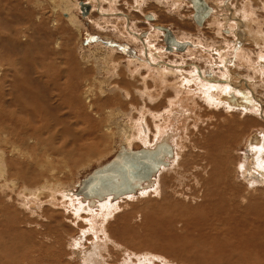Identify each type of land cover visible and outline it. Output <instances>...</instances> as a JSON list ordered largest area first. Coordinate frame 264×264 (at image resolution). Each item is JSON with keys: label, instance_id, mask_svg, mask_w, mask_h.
<instances>
[{"label": "bare ground", "instance_id": "1", "mask_svg": "<svg viewBox=\"0 0 264 264\" xmlns=\"http://www.w3.org/2000/svg\"><path fill=\"white\" fill-rule=\"evenodd\" d=\"M137 1L138 0H136V2ZM158 1L157 3L159 5L160 4L163 5L161 3L162 2L161 0ZM171 1H173L176 7L178 6L179 8L181 7V4H183V2L186 3L188 2L189 5L192 4L195 14L196 10L193 5L194 0H171ZM204 1L211 8V12L209 16L213 17L216 13L214 8L215 6L213 7L210 4L209 2L210 0L209 1L204 0ZM253 1L254 0L246 1L248 2L250 9L252 8L251 2L253 3ZM51 2L57 10H62L63 15L64 14L67 15L68 17L66 18L67 23L73 26V28H75L76 31H79L80 30L79 28L82 27V24L81 21L76 17V14L73 15V11L80 10L81 9L80 5H78L77 2L75 3L72 2V0H51ZM90 2H93V4ZM90 2L88 3L84 2L85 4H88L90 6V9L88 14L82 16L83 18H86L90 14L91 10L97 9L98 11L99 7L102 8L100 4L101 0H90ZM258 3L260 4L259 5L260 8L264 9V1L262 0ZM93 5L95 6L94 8ZM141 6H143L142 2L137 3L138 9H141L142 8ZM243 6H239L236 10L230 9L231 10V11L229 10L230 15L226 16L227 19H225L227 22V26L231 27V29L232 28L234 29L232 33L234 32L235 35L234 37L236 38L237 41L233 42L234 44H232V46L226 41L225 43L229 45L227 47H223L222 52L216 51L215 49H211V48L210 50H206L208 47L206 49L203 47L202 49H204L206 54H210L209 58L211 57V59L213 58L215 60V64L214 63L212 64V66L215 67V69L217 68V65L220 67L223 66L226 68L227 72H229L228 71L229 61L227 59V56H230V50L233 49L235 52L233 53L235 55L232 59L233 62L236 63L238 62V64L240 65L246 64L248 66V63L247 62L244 63L242 59L245 58L246 60H248V62H250L248 68L254 72V77L251 75L250 78H253V80H255L256 74L259 76L264 74L262 73L264 71V33L259 25L260 21L257 19V17L253 16V14L249 12L250 10L248 8L245 11H243L244 10ZM253 6L255 5L253 4ZM3 12L5 11L3 10ZM232 12L234 14H232ZM100 14L105 18L121 16L119 14L110 15L103 13L101 11ZM194 14H193V19H194ZM123 16L124 19L126 18V20L129 23V17L126 15ZM123 16H121L122 18L121 17L120 18L123 19ZM147 19L149 21H153L157 19V16L154 19L153 17L149 16L147 17ZM225 20L223 19L222 21ZM231 20H233L235 24L232 25L231 23L229 24ZM54 23H56L57 25V22L55 20ZM151 24L152 23H149V26L151 27L152 30L154 29V32H152L150 36L147 35V33L140 35L134 30L132 29L130 30L129 28H127L128 31L127 33L133 36L132 39L135 40V42L140 43L142 46V52L139 51L138 52L141 56V57L139 56V60L140 61L143 60L144 61L143 64L142 63L139 64L140 62L138 63V61L136 62L133 60L132 61L130 60L131 62L128 60L126 61L121 56H118L115 50L111 51V49L110 50L102 49L105 46L101 48L99 45L94 48L95 49L94 53L95 51L99 52L100 50L102 51V53L101 54L93 53V56L91 54L88 56L89 57L88 59H91V61H87V63L88 64L92 63L91 65H92L93 73L91 74L92 75L91 77L87 76V78L89 77L90 79H94L93 82L94 81L98 82L100 84L99 87L100 89L97 93H94L93 92L94 89L92 90L93 87L92 88L90 87L82 94L83 99L86 101L85 104L88 106V108H86L85 110L84 107L83 115L79 114L80 117L82 118L84 117L83 119H85L87 124L86 127L82 126L83 128L81 129L75 128L77 126L75 125L74 127L73 126L74 124L72 125L70 121V119L72 118H74L75 120L77 117L76 116L77 113L80 112L77 105V98L74 94V89L70 88L71 87L70 80L64 83V85H69V86H64L62 83H60V81L58 82L54 81L60 75V71L56 64L57 61L50 66H49L50 63L46 62L47 64L44 66L45 70L42 68L40 69L41 71L39 70V68L36 69L37 67L31 68L30 66L31 69H34V72L31 69L29 70V72L31 73V75L38 74L36 78L40 80L39 82H31L30 81L31 79L27 78L25 79L24 82L25 84H23V82H21L20 80V77H17L18 76L17 74L13 76L15 77L13 78L14 81L8 78L9 76L7 75V73H5L6 75L2 74L3 76H1L0 78V87L2 88V91L0 92V143L3 142L4 144L10 145L11 148L13 149H11L8 157L5 156L2 150H0V192L4 193L5 191L8 190H9L8 192L12 194H14L15 191L17 193L19 192L18 200L19 198H23L26 202L24 203L26 204L27 208L25 207L26 209L24 211H26L30 215H39L41 218H44V219L40 218L42 223L39 222L37 223L40 227L37 228L38 227L37 226L35 228L36 230H38L36 231L37 232L36 235L34 233L33 236L32 234H30V237L28 236L29 241L33 239V243L30 245L28 244L29 245L28 250L26 251V255L24 259L25 263L23 262V257H22L19 260H22L21 262L23 263H21L20 261L19 263H17L16 261L15 264H34L35 261L34 262L30 261L31 257L37 262L38 261L41 262L42 259L43 261H48L50 260L48 254H51L56 262L67 261L65 260L66 257L70 260H73V262L76 261V264H127V261L129 264H158V263L159 264H206L207 263L206 260H211L212 261V263L210 261L211 264H264V210L262 211L254 210L257 209L258 206L260 207V204H264V189H263L264 106L261 103L259 97L257 96V93H255L254 90L250 87L249 84H251L252 81H250L248 75L246 76L248 80L246 81L243 80L241 82V86H238L230 81L216 82L213 79L212 80L206 79L204 77V75L206 76V74L203 72V69L198 67L199 65L196 64H190V66L183 67L171 63L168 64L167 62L163 63L164 57L169 58L171 56H175L182 59L187 55L193 54L194 51L192 49L196 45L193 46V43L191 44L186 41H181L186 39L184 36H182V37H178L177 41H179L180 43H186V47L183 50H178L176 49L175 46H173L171 50H168L166 47L165 50L164 44H162L160 51L155 46V42L159 40V37L164 35L165 31L159 28V26L157 27L154 26L153 24L151 26ZM218 25H222V24L220 23ZM171 32L173 33V31ZM218 32L222 33V29L219 28ZM123 34L125 35L124 32ZM248 38L252 40V43L255 46L257 47L259 46L263 50L262 55H260V60L257 59L258 60L257 63L255 62L256 61L255 59H254L255 61H253V58L250 60L248 59L247 57L248 55H245L244 48L242 47L244 46L246 41H249ZM58 45L60 44L58 43ZM212 50H214L217 53V57L213 56L214 54H212ZM177 51L184 54L182 55L177 54L176 53ZM61 56L62 55L60 54V58ZM5 59L8 60V58ZM7 63L0 64V75L1 73H3L2 72L3 69L10 71L9 69L12 68V67L9 68L10 64L8 65ZM165 66L167 68H165ZM191 66L192 68L194 66L195 69L190 70ZM188 67L190 69H188ZM220 67L218 68L219 70H224L223 67L221 68ZM15 71L18 70H14V72ZM39 74L41 76H39ZM80 74H83L81 76L84 77L85 74L87 73H80ZM113 80H115L116 82L113 83L112 82ZM124 83H126V87L122 86V84ZM218 84H223L225 85V87H221ZM33 85H36L37 88L40 85H42L43 87L42 101L36 98V88ZM243 88H245L246 90H244ZM220 89H225V90L224 92L221 91L220 94L219 93L217 94L216 92H219ZM233 90L235 92H232ZM16 91H18L19 93L21 92L23 93L25 91L24 94L25 99L18 97L19 95L16 96L18 93ZM56 91L57 94L61 92L62 95L57 96ZM165 91H168V94L170 93L171 96L165 93ZM14 92L16 93V95ZM233 93L236 97V99H234V102L231 97ZM5 95H9L10 98L9 97L5 98ZM99 99L100 100L103 99V101H100L102 102V104L104 102L103 107H101V109L102 111L103 109H106V113H107L106 116L107 118L104 119L105 123L103 124L99 123L102 126L105 124L104 127H102L105 130V134H101L100 130L102 129H99L98 133L96 132V127L98 126L95 123L96 118L94 115H93L94 117L91 116L92 117L91 118L90 116H88L89 112H87V109L88 110L93 109V102ZM111 100H115V102L121 101L120 103L119 102L118 103L121 104L122 106L120 107L117 106V108L122 109V107H124L125 105H129L130 107L129 110L130 111L132 110V113L128 112L129 114H126L124 111H122L123 109L121 111L120 110L118 111V109L114 107L115 102L114 104H111ZM137 101H143L146 104L144 105L141 102V105L138 106ZM14 102L17 103L16 105L17 108L15 106L16 108L15 110H13L12 108H11L12 110H10V108L8 107H10V105ZM203 103L206 105L205 107H203L204 106ZM196 109H198L199 114L203 110V116L201 115L202 116L201 118L203 119L204 118L214 119L215 117L219 116V114L212 116V114H209L207 112L209 110L216 111L217 113L218 111L223 110L229 116L232 117L241 116L243 118H241V121L240 119L228 120L227 118V120L224 121L225 125L218 124V125H213L211 127L208 125L210 127V128L208 127L210 131L209 132H206V130L202 131L205 133V135H203V133L200 131L199 133H197L198 134L197 147L198 150L200 151L199 160L196 161L197 163L194 162L193 164L192 163L190 164L189 161V163L186 162V164L188 163L189 165L188 167L192 165L191 169L192 168L197 169L198 172L195 173L196 175L195 179H199L198 181L201 185V189H200L201 195L203 194L209 197V202L208 204H206V207L209 210L207 211V213L203 211V213L205 214L203 218L200 216V218L198 219L196 218L197 220L192 222L187 217V214L191 215L190 211L183 217H179V218L176 217V219H178L176 220V222H179L178 223L179 226L180 223L182 225L178 228L182 233L181 235L182 240L183 239L186 240L187 239L186 237L192 235L194 241L187 242V244L185 245L183 244L182 249H179V251H175V250L170 251L171 256H168L169 252L167 250L165 251L163 247H161L159 244L156 243L155 240H154L155 242L153 243V241L150 240V238H143L141 234L138 235L137 237H142L143 241L140 240L141 238H137L136 235L134 238H132V236L130 237V235H128V232L129 229L133 227L130 226V224L128 223H127L128 225H126L125 223L126 225L125 227L121 225L124 228L119 235L121 234L122 235L120 238L117 237L116 232L110 231L109 225L112 219L117 218L119 211L120 212L122 211L121 209H123V205L125 206V204L136 201L137 199H145L151 197L155 198L154 195L156 193L159 194L160 188L161 189L162 187L165 188L164 186H162L163 185L162 183L166 179V175L163 176L164 174H166L165 172L171 169L176 170L178 169V167H180L179 163L183 153L182 151L183 149L180 147V142L182 143L180 138H182V135L184 133V127L188 124V122L190 120H192V122L197 120L193 116L195 114ZM98 112L99 110L97 111V113ZM253 113H255L254 114L255 116L257 115L260 117L252 118L255 117ZM97 117L100 119L102 118L100 114H97ZM226 117L228 116L226 115ZM247 117L251 118V119L249 118L250 120H248L251 123L250 126L249 124H247V119H248ZM100 119L98 120V122L102 120ZM210 119L207 120L210 121ZM74 120L72 121V123H74ZM212 122H207V123H212ZM259 122L262 123L261 127L263 129L256 128L257 124L255 123H259ZM101 125L99 127H101ZM247 125L249 130H252L254 128L257 130L256 133L251 132L247 137L245 138L243 137L241 144V141L237 140L238 138L237 136L235 139V132L237 134V131L239 130L238 127L241 128L243 127L245 129ZM87 127L88 129H86ZM241 130L243 131V129H240L238 133ZM73 133H76L77 137L79 135L81 139L84 137L92 136L91 140H89L83 147L84 149L87 150V152L88 150L89 152L90 151L93 152L94 149L97 151L96 147L99 141L96 142L95 140H97L96 137L100 136L98 140H101L102 143L106 139L109 141H111L114 138H116V140L119 139L117 141L119 145V149L116 151V154L122 148H125L126 150H139L141 148L155 149L159 144L167 143L168 145H171L173 149V156L167 160L168 164L166 166H163L158 171V173L151 178V180L141 183L140 188H138L133 193L126 194L117 198L114 196H106L102 199H98V198L85 199L84 197L80 196L77 193L79 186L81 185V181L83 180V177L82 179L79 180V183L77 184V188H75L76 185L74 186L73 184L65 185V183L63 184L61 183V180H59V176H61L60 175L61 172L59 173V171L56 168H52L51 162L49 160L52 157L51 159L52 161L55 156H59V155L65 157V159L68 156L72 157L75 150L74 149L75 144H77V142H75L76 141L75 138L73 137ZM244 134H242V136ZM240 135L241 132L238 136ZM234 140H237L236 144H234ZM238 142H240L238 145L239 147L245 144L246 155L244 154L242 158L243 161L242 159L238 160L237 157H235V155L236 156L238 155L237 152L238 148L237 150L235 149V146L238 144ZM233 144H234V148L232 146ZM28 145L39 147L42 154L46 152V149H48L47 147L54 148V150L48 149L47 151L51 153L54 157L51 155H46L47 158L46 157L45 158L48 161H46L44 164H41V166H39V168H44V167L47 169L52 168L48 170L49 178L43 181L41 179V183L38 182L40 184L37 183L38 185L34 184V186H31L30 183H27L29 185H25V182H23L25 181V179H32L33 181H38L41 177V174H39L38 173L39 171L37 170L38 167L37 168L34 167L33 164H31L28 160L31 159L30 154L27 151H25V155L28 156V158L24 159L25 161H23L25 165L22 164V162L21 164L19 162V160L24 157L22 154L23 152H21L18 148L19 147L22 148L23 146H25L24 149H28L29 148ZM69 145L72 146L71 147L72 150L69 149L70 148ZM32 148H30V150ZM66 148H68L69 150L65 151ZM83 148L81 149L84 150ZM40 150L37 149V152ZM77 154L75 158L78 157L79 154L78 155ZM250 155H252V157L255 156V158L254 160H252V162L246 163L248 161L247 158L249 159ZM91 156L93 157V154ZM42 159L44 160L43 157ZM195 159L197 158L195 157ZM57 161L58 163L61 162L59 160ZM184 161L187 160L184 159ZM35 163L37 164V162ZM104 164H101L98 167H101ZM22 165L25 166V169L22 168L23 167ZM68 165H70V163H68ZM56 166L59 167L58 165ZM231 166L233 167L232 171H231ZM8 169L10 171L9 174L11 177H9L7 173ZM68 169L69 171H71L70 168ZM238 173H241V176L245 179V181L244 180L239 182L237 181L239 189L236 186ZM87 176L88 175H86L84 178H86ZM18 181H22L25 187L19 189L17 187V185H19ZM33 181L32 183H34ZM240 182L245 183V185H243V183L241 184ZM211 185L213 188L211 187ZM256 185L260 186V188L259 187L257 188ZM201 195L199 196V199H201L200 198ZM12 196L15 197L14 195ZM3 197L5 196L3 195ZM201 201L204 202L203 199H201ZM198 202L199 200L197 201V203ZM196 204H194V207H196ZM44 205L49 206L50 207L49 209L52 210L51 211L48 210L47 212V210H45L47 207H44ZM167 205H169V203ZM11 206L6 204L2 209H0V225L2 227V231H3L2 233H4V235L8 234L9 231L12 230L18 231L19 228L21 229V223H14V222L11 223V220L13 219L12 217L15 214L16 217L19 218L17 211L21 213L19 211L20 209L16 210V208H18L16 206L15 210H13L11 209ZM167 207L165 208L168 210L172 206L170 207L169 205V208ZM173 207H172L173 212H177L174 211L175 208ZM149 211H150L149 209L147 208L145 209V213H144L145 218H147L148 213H151ZM182 211L183 209H181V212ZM46 213L47 214L53 213L49 215L54 219V221L62 219L63 221L62 226L59 227V223H57L58 225L55 226L54 228L50 223L51 221L47 219ZM196 213L197 212L195 211V214ZM151 214L155 215L153 213ZM173 218H171V220ZM117 219L120 220V218ZM171 220L170 222H172L174 219L172 221ZM120 222L119 224H121ZM144 225L145 223L142 224V226ZM144 227H141V229H145ZM147 228L149 227H146V230ZM174 228L172 229L174 230ZM148 231L149 230H147V232ZM147 234L146 236L150 235ZM87 236H89L90 239ZM137 239H139L138 243L136 242ZM23 243L24 242L22 241L21 244L22 249H24V246L25 247L27 246L26 244L23 245ZM11 245H12L11 243H8L4 245L3 248L1 249L2 255H0V257L2 256L4 259L0 258V264L14 263V261H9V260H13L14 256L12 257V259L10 258L8 259V257L5 255L9 251ZM136 246H139L140 248L136 250L135 249ZM215 246L218 247V249ZM168 249L170 250V248ZM10 252H13V250ZM219 259L222 261V263L218 262Z\"/></svg>", "mask_w": 264, "mask_h": 264}, {"label": "rangeland", "instance_id": "2", "mask_svg": "<svg viewBox=\"0 0 264 264\" xmlns=\"http://www.w3.org/2000/svg\"><path fill=\"white\" fill-rule=\"evenodd\" d=\"M109 1L110 0H104V1L101 0L100 4H101L102 8L99 7L98 11H97V9L91 10L92 12L90 11V14L86 18L82 17L81 9L76 10V11L74 10L73 15L76 14V17L81 21V24H82V27L80 26L81 28H79L80 30L76 31L75 28H73V26H71L70 24L67 23V20H66V18H68L67 15L66 14L63 15L62 10H57L54 7V5L52 4L51 0H0V8H1L0 9V56H1L0 57V64H6L8 62L7 64L8 65L10 64L9 68L12 67L11 69H9L10 71L3 69V71H2L3 73H1L0 78H1V76L6 75L5 73H7V75L9 76L8 78L10 80L14 81L13 78H15V77H13V76L15 74H17L18 75L17 77H20V80H21V82H23V84H25L24 82H25V79H27V78H30L31 82H39L40 80L36 78V76H38V74H36V75L32 74L31 75L29 70L32 67H34V68L37 67L36 69L39 68V70L43 68L45 70L44 66L47 63H50L49 64V66H50L57 61L56 64H57V67L60 71V75L54 81L55 82L60 81V83H62L64 85L65 82L70 80V82H71L70 88L74 89V94L77 98V105H78V108L80 110V112H78L76 115L79 118L76 117L75 120H74V118H72V119H70V121H71L72 125L74 124L73 125L74 127H75V125L77 126L75 128L81 129L83 127H86L87 124H86L85 119H83L84 117L82 118V117H80V115H83V108L84 107H85V110H86V108H88V106L85 104L86 101L83 99L82 94L84 91H86L90 87L91 88L93 87L92 90L94 89V91H93L94 93H97L100 89L99 88L100 84L96 81L93 82L94 79L89 78L92 76L91 74L93 73V71H92V65H91L92 63H90V62H89L90 64L87 63V61H91V59H88L89 58L88 56L90 54L93 56V53L95 50L94 48L99 45L101 48L105 46L102 49H106V50L111 49V51L115 50L117 52V55L121 56L126 61L127 60L128 61L133 60L136 62L138 61V63L140 62L139 64H141V63L143 64L144 61L143 60L140 61L139 57L133 58L132 56H127L126 54L121 52L122 50H119L118 48L120 47V45L124 46L123 44L127 43L129 45V47L131 46V48H133L135 50L136 53L133 52V54L134 55L137 54V56H140L139 52H142V46L140 43H137V42H135V40L132 39L133 36H131L130 34L127 33L128 32L127 28H129L130 30L131 29L134 30L135 32H137L140 35H143V33L146 32L147 35L150 36V34L152 32H154V29L153 30L151 29V27L149 26V23H152L154 26H157V27L163 26V27L169 28L171 31H173V34H174L176 40H178V37L184 36L186 39L181 40V41H186V42L189 41V42H191V44L193 43V46L196 45L192 49L194 51L193 54H191L192 56L187 55L186 57H184L182 59L175 57V56H171L169 58L164 57L163 63L167 62L168 64L171 63L174 65L183 66V67L190 66V64H196V65H199L198 67L203 69V72L207 76V77H205L206 79H211V80L213 79L216 82H218V81L229 82L230 81L233 84L238 85V86H241V82L243 80L244 81L248 80V78L246 77L247 75L249 78L251 75L254 77V72L248 68L250 65V62H248V60H246L245 58L242 59V61H244V63L247 62L248 66L246 64L240 65L237 62L236 65H234V68L232 69V64H233L232 59L233 58H230V57L235 56L233 54V53H235L234 50L231 52V50H232L231 49L230 50V56H227V59L229 61V63H228V69H229L228 71L229 72H227L226 68L223 66H221V67H223L224 70H219L218 68L220 66H218V65H217V68L215 69V67L212 66L213 63L215 64V60L213 58H212L213 59L212 60L211 57L209 58L210 54H206L204 49H202V48L204 47L206 49L208 47L206 50H210V48H211V49H215L216 51L222 52L223 47H227L229 44L232 46V44H234L233 42L237 41L236 38L234 37L235 36L234 32L232 33V31H234V29L233 28L231 29V27L227 26V22L225 19H227L226 16L230 15V13H229L231 11L230 9L236 10L239 6H243V5H244L243 6L244 10L242 8L243 11H245L248 8L250 10L249 12L253 13V16L257 17V19L260 21L259 25L262 28L263 33H264V9L260 8V6H259L260 4L258 3L262 0H260V1L254 0L253 3L251 2V6H252L251 9L248 5V2H246L247 0H226V1L225 0H210V1L208 0L213 7L215 6L214 8H215L216 13L213 16L214 18L209 16L207 18V20L203 23L202 26H198L195 23V21L193 19L194 10H193L192 4L189 5L188 2L187 3L183 2V4H181V7L179 8L178 6L176 7L175 3L171 0H161L162 1L161 3L163 5H161V4L159 5L157 3L158 0H142V1L138 0L137 2H136V0H111L110 1L111 3ZM168 1H169V3H168ZM72 2H74V3L77 2L78 5H80V3H81L79 0H72ZM83 2L88 3V2H90V0H83ZM106 2H108V3H106ZM139 2L143 3V6H141L142 7L141 9H138V7H137V3H139ZM243 2H245L246 5ZM90 3L93 4V2H90ZM112 4H114V5H112ZM237 4H239V5H237ZM253 4L255 6H253ZM94 7L95 6L93 5V8ZM252 9L254 12L252 11ZM3 10L5 12H3ZM100 11L103 13H106V14H110V15L111 14H119L121 16L126 15L129 17V23L126 20V18L124 19V16H123V19H121L122 18L121 16L106 17L105 18V17L101 16ZM6 12H7V14H6ZM235 12H237V11H235ZM232 14H234V13L232 12ZM149 16L153 17V19L156 18V16H157V19L153 20V21H149L147 19V17H149ZM208 19H210V20H208ZM213 19H215V20H213ZM223 19L225 21H222ZM54 20L57 22V25H56V23H54ZM122 20H124V21H122ZM222 22H224V23H222ZM217 23L218 24L221 23L222 25H218ZM230 23H231V25L235 24V22H233V20H231L229 22V24ZM128 24L130 25V27ZM152 24H151V26H152ZM149 27H150V30H149ZM228 27H229V29H228ZM219 28L222 29V33L218 32ZM159 31H161V30H159ZM123 32L125 33V35L123 34ZM230 33H232V34H230ZM182 34H185V35H182ZM219 34H221V35H219ZM128 36H130V37H128ZM149 36H148V38H149ZM248 40L249 41H246L244 46H242L244 48L245 55H248L247 57L249 60L253 58V61L256 60L255 62L257 63V61H258L257 59L260 60V55H262L263 50L259 46L258 47L255 46L252 43L251 39L248 38ZM104 41L107 43H110V42L115 43V45H113V46L106 45L104 43ZM152 41H153V39H152ZM226 41L229 44L225 43ZM58 43L60 45H58ZM112 43H110V44H112ZM243 43H244V41H243ZM162 44H164V48L166 50L167 45L165 42V32H164V35L159 37V40L157 42H155V46L161 51ZM126 47L124 46L123 48H126ZM212 47H214V48H212ZM48 52H49V55H48ZM58 52L62 55L61 56L62 59L60 58V54ZM244 52H243V54H244ZM95 53L101 54L102 51L101 50L99 52L95 51ZM176 53L180 54V55L184 54V53H181L178 51ZM215 53L216 52L214 50H212V54H214L213 56L217 57V53H216V55H215ZM3 54H5V55H3ZM2 56H4V57H2ZM1 58H3V59H1ZM5 58H8V60ZM211 60H212V62H211ZM2 61H3V63H2ZM66 61H67V63H66ZM31 63H33V64H31ZM14 64H15V66H14ZM252 64H254V63H252ZM35 65H38V66H35ZM30 66H31V68H30ZM25 68H26V71H25ZM165 68H167V67L165 66ZM190 68L188 67V69H190V70L195 69L194 66H193V68H192V66ZM14 70H18V71L14 72ZM31 70L34 72V69H31ZM169 72H170V70H169ZM80 73H87V74H85V76L83 77V76H81L83 74H80ZM255 73H256V71H255ZM262 73H264V71ZM39 76H41V75L39 74ZM87 76H89V77L87 78ZM213 76H215V77H213ZM229 76H231V77H229ZM256 76H255V80H253V78H250V81H252V82L249 85L254 90V92L257 93V96L259 97V99L261 100V103L264 106V74L260 75V76L256 74ZM23 78H24V80H23ZM257 81H258V83H257ZM112 82L115 83L116 81L113 80ZM8 83H10V82H8ZM218 85L221 87H225V85H223V84H218ZM33 86L36 88V98H38L40 101H42V93H43L42 85H40L38 88L36 85H33ZM64 86H69V85H64ZM122 86L126 87V83L122 84ZM243 89L246 90L245 88H243ZM224 90L225 89H220V91L218 90L219 92H216V93L220 94L221 91L224 92ZM1 91H2V88L0 87V92ZM16 92H18V91H16ZM232 92H235V91L233 90ZM18 93H17V95L15 93V95L16 96L19 95L18 97L25 99V97H24L25 91L23 93L22 92L19 94ZM165 93L168 94V91H165ZM56 94H57V91H56ZM61 95H62L61 92L57 94V96H61ZM168 95L171 96L170 93ZM6 97L8 98L9 95H5V98ZM16 100H17V97H16ZM96 101H95L96 103L93 102V109H94V110L92 109L93 111L87 109V112H89L88 116H90V117L95 116L96 120H95V118H94V120H95V123L98 125L96 127V132L98 133V130L102 129L103 132H102V130H100L101 134H105V130L102 128V127H104L105 124L103 126L101 124L105 123L104 119L107 118L106 117L107 116L106 109H103V111L105 110L104 112L101 109V107H103L104 102L102 104V102H100V101H103V99H101V100L99 99ZM114 102H115V100H111V104H114ZM118 102L120 103L121 101H118ZM118 102H115L114 107L117 108V106L118 107L122 106ZM141 102L144 105L146 104L143 101H137V105L140 106ZM16 105H17V103L14 102L8 108H10V110H12V109L15 110L17 108ZM94 105H95V107H94ZM15 106H16V108H15ZM205 106L206 105L204 104L203 107H205ZM112 107H110V108H112ZM233 108H235V107H233ZM117 109H118V111L119 110L121 111L123 109L122 111H124L126 114L132 113V110L131 111L129 110L130 109L129 105H125L124 107H122V109L121 108H117ZM198 109H199V107H198ZM198 109L195 110V114L197 116L195 114L193 115L194 118H196L197 120H195L193 122H192V120H190L189 122H191V123L188 122V124L184 127V133L186 136L183 133V135H182L183 139L180 138L182 143H184V144H182L180 142V147L183 149L182 150L183 153L186 152L185 154L182 153V157H181V160L179 163L180 167L177 166L178 169L168 170L167 171L168 173L165 172L166 174L163 175V176L166 175V179L164 180L165 183L164 182L162 183L163 184L162 186H164L165 188H163L161 186L162 189L160 188L159 194L156 193L158 197L156 196V194L154 195L155 198H157V199H155L154 197L145 198V199H137L136 201L125 204V206L123 205V209H121L122 211L121 212L119 211V214L117 215V218H120V220L117 218L112 219L111 223L109 225L110 231L116 232L117 237L120 238L122 234L121 235H119V234L123 231V228L126 225L130 224V226L133 227V228L129 229V232H128V235H130V237L132 236V238H134L135 235L137 237L138 235L141 234V236L143 238H150V240H152L153 243L156 241V243L159 244L161 247H163V249L165 251L167 250L169 252L168 256H171L170 251H172V250L179 251V249H182L183 244L185 245V244H187V242L194 241L193 240L194 238L192 235L186 237L187 238L186 240L185 239L182 240V236H181L182 233L178 229L182 225L180 223V226H179V224H178L179 222H176V220H178V219H176V217L177 218L183 217L184 215H186L190 211L191 215L187 214V217L192 222V221H195L198 218H200V216L203 218L205 216L203 211L207 213V211L209 210L206 207V204H208V202H209V197L207 195H203V194L201 195V193H200L201 192L200 191L201 185L198 181L199 179H195L196 178L195 173H197L198 171H197V169H194V168H192L193 169L192 170L191 169L192 165H190V167H188L189 161H190V164L191 163L193 164L194 162L199 160L200 151L198 150V147H197V141H198V134L197 133H199V131L202 132L204 130H206V132H209L210 131L209 128L213 125H218V124L219 125H221V124L225 125L224 121L227 120V118H228V120L229 119L230 120L240 119V121H241V118H243L241 116H236V117L229 116L223 110L218 111V113L216 111H210L209 110L207 112L209 114H212V116L216 115V114H219V116L215 117L214 119L207 118L208 120L210 119V121H208L206 118H204V119L201 118L203 116V110L199 114ZM98 110L100 113L99 112L97 113ZM61 112H63V111H61ZM105 113H106V115H105ZM97 114H100L102 116V118H101L102 120L97 117ZM254 114L255 113H253V115ZM135 115H137V114H135ZM226 115L228 117H226ZM258 117H260V116L256 115L255 117H252V118H258ZM247 118H248L247 124H249V126H250L251 123L248 120H250L251 118L250 117H247ZM99 119L101 121L98 122ZM73 120H74V123H72ZM207 122H212L213 124L207 123ZM99 123H101V124H99ZM255 124H257L256 125L257 129L258 128L259 129L264 128V127L263 128L261 127L262 123H260V122L255 123ZM100 125H101V127H99ZM224 128H226V127H224ZM246 128L244 129L243 127L242 128L238 127L239 130L243 129V131L242 130L240 131L241 132L240 136H238L240 134V132L238 133L239 130L237 131L238 135L235 132V139L237 136L238 137L237 140L241 141V144H242V138L243 137L244 138L247 137L249 135V133H251V132L256 133V130H257L255 128L252 130H249L248 125ZM86 129H88V127ZM244 130H245V132H244ZM191 133H193V134H191ZM202 133H203V135H205L204 132H202ZM242 134H244V135L242 136ZM73 137L75 138V140H76L75 142H77V144H75V147H74L75 150H74L72 157H70V156L66 157V159H68V160H66L65 157H62L60 155L54 157L51 153L47 152L48 149L54 150L53 147H47L48 148V149H46L47 153L44 152L43 154H42L40 148L37 146L28 145L29 146L28 149H24L25 146H23L22 148L19 147L18 149L21 152H23L22 154L24 157V158L19 160L20 164L22 162V164L25 165V163L23 161H25L24 159L28 158V156L25 155V151H27L31 156V159H28L29 162L31 164H33L34 167H36V168L38 167L37 168V170L39 171L38 173L41 174V177L38 181H33L32 179H25V181H23V182H25V185H29L27 183H30L31 186H34V184L35 185L40 184L41 179L43 181V180H47V178H49L48 170H50L52 168H56L59 171V173L61 172L60 173L61 176H59V180H61V183H63V184L65 183V185L73 184L74 186L76 185L75 188H77V184L79 183V180L82 179V177L84 178L86 175H89V173H91L99 165L107 163L108 161H110L116 155V151L119 149V145L117 142L119 139L116 140V138H114L111 141L106 139L105 141L103 140L104 142L102 143L101 140H98L100 137V136H98V137H96L97 140H95L96 142L99 141V143H100V144L97 143V147H96L97 151L94 149L93 152L92 151L89 152V150L87 152V150L84 149L83 147L85 146V144L89 140H91L92 136L84 137L81 139V137L79 135L77 137L76 133H73ZM185 137H187V138H185ZM237 140H234V144L237 143ZM214 143H215V141H214ZM239 143L240 142H238V144L235 146L236 150L238 148V150H237L238 155L237 156L235 155V157H237L238 160L242 159L244 154L246 155L245 144H243V146L239 147L238 146ZM1 144L3 145L4 143L3 142L0 143V146L2 147V148L0 147V150H2V152L5 154V156L8 157L11 149H13V148H11V146L7 145V144H4L5 146L4 145L2 146ZM234 144L232 145L233 148H234ZM69 146H68V148H69ZM79 146H80V148H79ZM71 147L72 146H70L69 149H71ZM30 148H32L33 150L32 149L30 150ZM68 148H66L65 151L69 150ZM81 148H83L84 150H82ZM37 149L40 151L37 152ZM32 151H34V152H32ZM78 151H79V153H78ZM76 154L78 155L79 158L78 157L75 158ZM92 154H93V157L91 156ZM46 155H51L55 158V159L53 158L52 161H51L52 157H51V159H49L51 162L52 168H50V169L49 168L47 169L45 167L39 168V166H41V164H44L46 161H48V160H46V158H47ZM35 156H36V158H35ZM42 157L44 158V160L42 159ZM195 157L197 159H195ZM33 158H34V161H33ZM254 158H255V156L252 157V155H250V158L249 159L247 158L248 161L246 163L252 162V160H254ZM184 159L187 161H184ZM191 159H192V161H191ZM57 160H59L61 162L58 163ZM69 161H71V162H69ZM242 161H243V159H242ZM35 162H37V164ZM186 162H188V163L186 164ZM9 163H10V161H9ZM38 163H40V164H38ZM68 163H70V165H68ZM62 164L64 167L62 166ZM56 165H58L59 167H57ZM8 168H9V166H8ZM22 168L25 169V166H23ZM68 168H70L71 171H69ZM232 168L233 167L231 166V171L233 170ZM7 171H8L7 173L9 175V177H11L9 174L10 173L9 169ZM187 171H189V172H187ZM43 173H45V174H43ZM13 174H14V172H13ZM202 174H203V172H202ZM238 174H237L236 186L239 189L238 182L243 181V180L245 181V179L241 176V173H238ZM62 177H63V179H62ZM28 180H30L31 182ZM32 181L34 183H32ZM18 182H19L18 183L19 185H20V183L22 185V187H21V185L20 186L17 185V187L19 189L25 187V185L23 184L22 181H18ZM38 182H40V183H38ZM240 183L242 184L243 182H240ZM243 185H245V183H243ZM256 186H257V188L258 187L260 188V186H258V185H256ZM211 187H212V185H211ZM263 189H264V186H263ZM161 190H162V192H161ZM8 191H5L4 193L0 192V195H1L0 196V209H2L4 207V205H6V204L9 206L12 205L11 209H13V210H15V208L17 206L18 208H16V210L20 209L19 211L21 212V213H19L17 211L18 217L20 218L21 221L19 220V218L16 217V214H15L12 217L13 219L11 220V223H13V222L14 223H21V229L19 228L18 231L17 230L9 231L8 234L4 235V233H2L3 231H2V227L0 225V229H1V231H0V255H2L1 249L3 248V246L8 244V243H11L12 245L8 251L10 254L8 252L5 254L8 257V259L9 258L12 259V257L14 256L13 260H9V261H14L13 264H15L16 261H17V263H19V261L20 262L22 261L19 259H21L23 257V262L25 263L24 259H25L26 251L28 250V246L33 243V239L31 241H29L30 234H32V236H33V234L35 233V235H36V233H37L36 231H38V230H36L35 228L37 226H38L37 228L40 227L37 223L38 222L42 223L41 219H44V218H41L39 215L28 214L26 211H24L27 208V206L25 204L26 203L25 200L23 198H19V200H18L19 192L17 193L15 191V193L12 194ZM261 191H263V190H261ZM3 195L5 197H3ZM12 195H14L15 197H13ZM200 195H201L200 198L203 199L204 202H202L201 199H199ZM194 196L197 197L198 199L195 198ZM198 200H199V202L197 203ZM148 202H150V203H148ZM8 203H10V204H8ZM164 203H165V205H164ZM168 203H169L170 207L171 206L173 207V205H174V207H173V208H175L174 211H177V212H173L172 207L169 208V205H167ZM193 203L196 204V207H194ZM14 204H16V205H14ZM163 205H164V207H163ZM192 205L194 208L192 207ZM44 207L48 208V209L47 208L45 209V210H47V212H48V210L49 211L52 210V209L50 210L49 209L50 207L47 205L46 206L44 205ZM165 207H167L169 209L167 210ZM146 208L150 210L149 212H151L155 215L148 213L147 218H145L144 213H145ZM181 209H183L182 212H181ZM170 210H172V211H170ZM254 210H257V211L264 210V204H260V207L258 206L257 209H254ZM195 211L197 212L196 214H195ZM174 213L176 216L174 215ZM49 214H53V213H48V214L46 213V215H47V219H49L51 221V222L50 221L49 222L51 223V225L54 228H55V226L58 225L57 223H59V227L62 226V224H63L62 219L58 218L59 220L54 221V219ZM166 215H168V216H166ZM171 218L174 219V220L172 219L174 222L171 220ZM16 219H18V220H16ZM137 220H139V221H137ZM170 220L172 222H170ZM119 222L121 224H119ZM125 223H126V225H125ZM143 223H145V225H144L145 227L142 226ZM147 223H148V226H147ZM121 225L124 227H122ZM141 227H144L145 229H141ZM146 227H149V228H147V230H149L148 232L146 230ZM172 228H174V230ZM22 231H24L25 233ZM18 232H20V233H18ZM136 232H138V233H136ZM11 233H12V235H11ZM147 233L150 234L151 236L150 235L146 236ZM172 233L174 236L172 235ZM1 234H3V235H1ZM187 235H189V234H187ZM89 236H91V235H89ZM89 236H87V237L90 239ZM142 237H137V238H141L140 240H142ZM154 238H156V239H154ZM138 240L139 239L136 240L137 243L139 242ZM170 240L172 241V243ZM22 241L24 242L23 245H25V244L27 245L26 247L24 246V249L21 248ZM25 241H27L28 243ZM175 241H178V242H175ZM139 246H141V245H139ZM139 246H136L135 249L138 250L140 248ZM168 248H170V250ZM216 248L218 249V247H216ZM12 250H13V252H10ZM11 253H12V255H11ZM13 253L17 254V255H14ZM48 257L50 258V260H48V261H43V259H42L41 262H39V261L37 262L32 257L30 258V261H32V262L35 261L34 264H66V263L76 264V261L73 262V260H70L66 257H65V260H67V261H61V262H56L53 259L51 254H48ZM0 258L4 259L2 256ZM8 259H5V260H8ZM210 261L211 260H206L207 263L208 262L210 263ZM23 262H21V263H23ZM218 262L222 263V261L220 259L218 260ZM211 263H212V261H211ZM127 264H129L128 261H127Z\"/></svg>", "mask_w": 264, "mask_h": 264}, {"label": "water", "instance_id": "3", "mask_svg": "<svg viewBox=\"0 0 264 264\" xmlns=\"http://www.w3.org/2000/svg\"><path fill=\"white\" fill-rule=\"evenodd\" d=\"M82 16L89 13L90 6L80 0ZM194 21L202 26L211 12L204 0H194ZM165 31L167 49L173 46L183 50L186 43L177 41L169 28L159 26ZM234 102V99H233ZM173 156V149L167 143L159 144L155 149L141 148L126 150L122 148L107 163L95 168L86 178H83L78 194L85 199H102L106 196L120 197L135 192L141 183L151 180L158 171L168 164Z\"/></svg>", "mask_w": 264, "mask_h": 264}, {"label": "flooded vegetation", "instance_id": "4", "mask_svg": "<svg viewBox=\"0 0 264 264\" xmlns=\"http://www.w3.org/2000/svg\"><path fill=\"white\" fill-rule=\"evenodd\" d=\"M143 34H146V32H144ZM104 43L106 44V45H109V46H113V45H115V43H112V42H110V43H112V44H110V43H107V42H105L104 41ZM126 48H123L124 46H122V45H120V47L118 48L119 50H122L121 52L122 53H124V54H126L127 56H132L133 58H135V57H139V56H137V54L136 55H134L133 54V52H135V50L133 49V48H131V46L129 47V45L127 44V43H124L123 44ZM136 53V52H135ZM232 99H236V97H235V95H234V93L232 94Z\"/></svg>", "mask_w": 264, "mask_h": 264}, {"label": "crops", "instance_id": "5", "mask_svg": "<svg viewBox=\"0 0 264 264\" xmlns=\"http://www.w3.org/2000/svg\"><path fill=\"white\" fill-rule=\"evenodd\" d=\"M253 14V13H252ZM188 43H191V42H189V41H187ZM233 51V49L231 50V52ZM230 58H233V57H230ZM236 64V62H233V64H232V69L234 68V65ZM204 77H206L205 75H204ZM230 77V76H229Z\"/></svg>", "mask_w": 264, "mask_h": 264}]
</instances>
